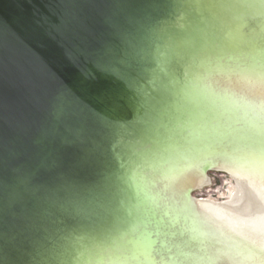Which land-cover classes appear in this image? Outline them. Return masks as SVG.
<instances>
[{
    "label": "bare ground",
    "instance_id": "obj_1",
    "mask_svg": "<svg viewBox=\"0 0 264 264\" xmlns=\"http://www.w3.org/2000/svg\"><path fill=\"white\" fill-rule=\"evenodd\" d=\"M172 1L114 0L108 12L105 22L124 27L119 80L131 117L101 113L114 134L113 166L92 202L97 224H79L127 241L107 264H264V9L232 0L218 22L199 12L205 0ZM114 67L113 76L122 69ZM208 166L239 179L229 202L193 197L209 186ZM129 172L163 202L158 210L145 204L144 224L125 211ZM246 241L251 248L242 250Z\"/></svg>",
    "mask_w": 264,
    "mask_h": 264
},
{
    "label": "rangeland",
    "instance_id": "obj_2",
    "mask_svg": "<svg viewBox=\"0 0 264 264\" xmlns=\"http://www.w3.org/2000/svg\"><path fill=\"white\" fill-rule=\"evenodd\" d=\"M44 1L0 0V33L2 29L6 31V38L0 44V109L4 108L3 110L6 111L13 107L11 110L16 108L15 111H19L18 115H21L32 102H39L65 83L68 84L65 89L67 93L79 89V96L73 101L72 106L77 113L69 115L64 131L61 129V132L55 136L53 144L55 149L52 150L54 153L53 155L48 153L49 162H46L50 163V166L42 171L38 181L40 186L36 189L35 195L31 192L29 203L31 206L48 203L51 211L47 220L48 231L57 233L62 230L65 239L73 240L72 246L70 243H64V246L60 247L64 239L60 241L62 234L58 232L56 235L60 237H57L58 241L53 237L54 245L57 246L50 249L48 255L52 261L49 259L48 264L64 262L107 264L105 259L109 252L125 253L127 241L123 239L119 242L115 239V235L111 237L100 234L102 230L97 231L98 233L92 229L83 231V226L79 223L88 221L90 224H97L95 204L98 203L99 195L105 188L104 180L113 166L112 163H106V160L110 159L108 151L112 150L114 134L108 130L109 127L104 117H100L99 111L109 117L118 109L123 115L131 117L128 106V101L131 100L130 94L119 80L120 74L126 69L125 64L119 63L120 56L126 52L121 51L113 57L111 51L105 50L102 58L94 62L97 64L101 61L104 65L108 63L109 72L116 65L121 67L122 69L113 76L99 68L95 71H87L86 68L92 61L85 58H82V63L79 60L70 63L68 55L66 57L62 54L63 47L54 41L52 34L47 37L44 44H41L46 46L47 51L42 50L33 42L26 40L25 37L31 38V35L26 34L25 30L23 32L22 28L24 22L29 21L30 18L26 14L33 13L30 9L34 6L38 8V5ZM143 76L146 78L149 73ZM48 154L42 152L38 159ZM146 174L143 170L144 177L147 176ZM207 174L211 178L209 186L194 190L193 197L218 203L229 202L239 187V179L231 177L227 170L213 169ZM126 175L127 185H123L126 189L133 188L134 192L126 202L125 211L142 219L144 224L145 204L158 210L163 202H158L156 198L146 194V185L145 188H141L142 179L141 181L140 178L135 179L131 172ZM260 192L261 198L264 199V190ZM92 202L95 203L94 206ZM25 216L26 214H23L20 219L19 217L14 219L15 227L25 225ZM240 245L242 250L251 248L249 241ZM58 249L59 258L56 256ZM102 258L104 261L101 262ZM34 264H47V258L36 259Z\"/></svg>",
    "mask_w": 264,
    "mask_h": 264
},
{
    "label": "water",
    "instance_id": "obj_3",
    "mask_svg": "<svg viewBox=\"0 0 264 264\" xmlns=\"http://www.w3.org/2000/svg\"><path fill=\"white\" fill-rule=\"evenodd\" d=\"M205 1L204 9L201 6L199 8L201 15L206 16L204 20L217 14L218 22L225 21L224 17L229 9L234 8L232 0ZM176 2L178 0L171 3L174 5ZM248 2L242 1L240 8H251V11L257 13L259 4L264 9V0L247 6ZM113 4L114 0H45L38 8L34 6L30 9L32 14H26L30 18L24 22L22 31L31 35V38L25 37L26 40L45 51L46 46L41 44L52 34L54 41L63 47L62 54L66 57L68 55L70 63L74 60L82 63V58H85L92 61L85 67L87 71L99 68L111 74L108 63L104 65L101 61L97 64L94 62L102 58L105 50L111 51L113 57L118 55L121 37L116 34L124 27L121 23H115V19L110 23L105 22ZM263 15L259 14L258 17L263 18ZM228 22L232 25L233 20ZM5 38L6 31L2 29L0 44ZM67 85L63 84L39 102H32L21 115H18L19 111H15L16 108L11 110L13 107L6 111L4 108L0 109V264H34L36 259L41 258H47L48 264L49 251L57 246L53 241H58L57 237H60L56 234L61 232L60 241L65 239L62 230L57 233L48 231L47 220L51 213L49 204L37 203L31 206L29 201L31 192L35 195L40 186L38 181L42 171L50 166L46 162H49V155L54 153L55 136L61 129L64 131L69 115L77 113L72 106L79 96V89L67 93ZM99 113L103 118L100 111ZM42 152L50 154L38 159ZM210 170L213 168L208 166L205 172ZM23 214H26L25 225L15 227L14 219H20ZM70 245L72 246L71 243Z\"/></svg>",
    "mask_w": 264,
    "mask_h": 264
}]
</instances>
